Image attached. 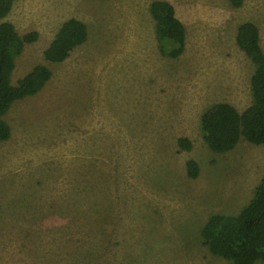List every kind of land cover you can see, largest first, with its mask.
<instances>
[{"label": "rangeland", "instance_id": "1", "mask_svg": "<svg viewBox=\"0 0 264 264\" xmlns=\"http://www.w3.org/2000/svg\"><path fill=\"white\" fill-rule=\"evenodd\" d=\"M151 1L16 0L2 19L38 33L11 82L37 63L51 77L1 117L11 135L0 141V264H231L200 230L212 213L249 202L264 144L241 137L214 152L200 118L218 102L239 112L251 104L255 66L236 33L253 22L264 50V0H167L185 28L177 58L160 51ZM72 17L86 40L48 62L43 51Z\"/></svg>", "mask_w": 264, "mask_h": 264}, {"label": "trees", "instance_id": "2", "mask_svg": "<svg viewBox=\"0 0 264 264\" xmlns=\"http://www.w3.org/2000/svg\"><path fill=\"white\" fill-rule=\"evenodd\" d=\"M16 0H0V141L9 139L11 128L2 119L14 101L39 92L51 77V69L43 63L35 64L16 84L11 82L15 60L25 43L34 42L38 33L20 35L6 20ZM240 7L243 0H229ZM149 12L155 21V35L160 51L170 58L179 57L185 48V28L167 0H153ZM87 38L86 24L77 18L64 21L48 47L43 51L50 63L63 62L71 50ZM238 46L254 64L250 78L252 102L242 112L226 102L211 105L200 118V130L207 147L217 153L232 150L241 137L253 144H264V50L259 44L257 26L250 21L239 24L236 33ZM178 145L191 148L187 138H178ZM187 175L199 174L194 159L186 161ZM203 245L215 256L231 264L264 262V176L255 187L253 196L235 214L212 213L200 230Z\"/></svg>", "mask_w": 264, "mask_h": 264}]
</instances>
